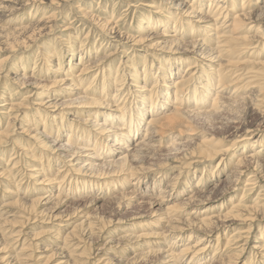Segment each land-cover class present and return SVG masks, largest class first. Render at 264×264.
<instances>
[{
  "label": "rangeland",
  "instance_id": "rangeland-1",
  "mask_svg": "<svg viewBox=\"0 0 264 264\" xmlns=\"http://www.w3.org/2000/svg\"><path fill=\"white\" fill-rule=\"evenodd\" d=\"M49 1L50 0H43L42 8H40L36 13H34V10L31 7H28L24 10L18 11L17 13H15V15H13L14 24H28L30 21L34 22L33 20L35 18V20L37 21L39 18L51 14L52 20L50 23H48V26L51 24V28L49 32L46 31L47 33H43L44 35L42 34V36L38 37L37 40L33 42L32 46H30V48L23 49V45H15L16 51L14 52H6L4 50H0V59L5 58L6 56H11V58L6 62V65H9V68H11V72H14L15 74H21V76L26 79V83L24 84V86L19 87L20 83L23 80L19 82L14 81L16 80V77H14L15 75H11L9 77L11 83L9 84L6 80L4 87L0 89V101L1 99H3L4 95L9 97L7 94H5V89H8L7 92H9L10 99L15 102H21L26 94L35 91V86H37L38 84L43 85V90L51 88L52 82L61 75V77H64L68 80L67 82H69L70 80L74 88L72 87L71 89H64L65 94L56 99V108H44L45 106L39 107L31 104L26 105V108L22 109L21 111L19 121L16 120V123L14 124L15 126H13V128L15 129L10 128L11 132L9 133V135L1 137L4 141L2 139L0 141V173H4L6 169V171H8L14 165L13 161L16 162V166L9 175L0 176V214L3 215L4 211L1 209L2 204H5L7 202L12 203V201H15L14 199L16 198H21L20 205L18 203L12 208V204L10 208V214H15V220L18 221V219H21L17 218L19 217V215H21V212H26L24 215V220H21L24 224H19L21 227H23L22 229H24L23 233H21L22 235L20 239L17 242L15 240L12 241L13 239H11L9 243L7 242L9 246L7 245L4 254H9L10 249L13 250L14 252L10 253V257L11 259H13L15 253L19 251L18 248L20 249V247L22 248L28 246L27 250L25 251L27 252V254H25L24 252L25 257L28 259L26 261V264H53L52 262L48 261L51 257L55 261H65V264H78V261H75L78 260L77 258H75V256L81 254L82 251L84 253L81 254L82 258H79V264H100L99 260H97V257L101 255H103V257L110 256L112 258H120L122 259L121 264H149V259H152V255L139 258L135 256L133 257V255L146 251H156V249L158 250L160 248L164 250L167 248L169 250H174L177 246L180 248L183 243L187 242L189 235V231L181 234L180 237L177 236V233L179 232H171V234L169 233L170 235H164L162 239L158 240L159 237L168 230V226L173 224L169 220L170 217L168 214V210H157V207L153 208L152 200L148 199L151 196L156 197L160 189H172L171 195L169 197L170 204L179 202L183 197L186 196L184 195L183 191L181 192L183 188L187 189L186 193L196 191V189L197 191L198 189L203 190L202 195L199 198L197 195L195 197L196 199H194L195 202L201 203H199L197 206H191L195 208L192 209L193 211L190 214H188L191 219H199L203 216L225 214V212H228L231 209V206H233L234 204L243 203V205H248L254 203L257 193L261 192V190L264 188V182L256 189L255 192H252L248 195L249 198L246 196L247 199L245 198L243 199L244 201L242 200L241 202L240 198L243 189L242 185L244 184L246 176L248 174L241 176V178L237 182V188L235 187L236 189L232 190L229 194L223 197L218 196L223 190L231 187L230 185H232V183L228 184V182H224L219 184L218 186H215L214 183L221 182L225 178L226 172H229L231 168L234 167L235 158L237 157L239 152L244 151L248 153L249 151H251L250 149H256L257 156L262 158L264 157V146H258L256 148V144H254L255 142H253L254 148H251V145L245 144L243 142L236 143L233 146L232 152L234 158L230 157L229 163L227 162L225 168L223 167V169L221 170H219L218 167L215 168L217 158L213 160L200 159L197 163L189 165L183 164L187 162V155L191 151L195 150L199 153L200 149H203L205 147H210L209 149L213 150L217 149L218 146L220 147L221 145H229L234 137V134L238 130H241V128L244 129L251 127L250 129L264 131V119H261L260 114H258L257 112V108H254L251 103L248 102H246L245 104H241L240 106L237 105L234 110L229 111V113L228 111H226L227 113L224 112L219 114L220 116H215L217 119L214 117H200L198 119H194L191 123L189 122L190 126L183 127V136H181V138L179 139L177 138V141L173 135L172 139L171 137L169 139V133L167 132L161 134V136H158L159 138H157L158 142H156V144H158L159 146L156 148V150H153L154 152L152 151L150 153H147V156L144 160L145 162L136 164L142 165L143 167L152 168L151 170L143 172L144 174H140L141 179L140 181H138L139 184L137 186L138 188L136 187V190L146 189L149 185L150 187H152L153 182H159V186L152 189L153 192L156 193V195L147 196V194L145 193L143 194V197L138 196V198H135L134 200L127 199L123 201V199H120L119 197L105 200V198L111 196V193H113L108 192L107 195L104 196L105 198L103 197L104 200H92L91 198L101 196L98 195L100 192H102L101 190H106L112 188L113 186L122 188L121 183L123 182L125 175H120V173L115 174L116 172H118L117 167H94L91 170H87L86 173H89V171H93L104 174V176H102L103 178L97 180L99 181L98 184L94 183L88 185L91 192H89L88 190H84L82 183L80 182L82 180L81 178L89 179L84 175H79V178L77 177L78 180L76 181L66 179L65 182L61 184L62 186L60 185V187L58 188V181L63 179V175L61 176L57 172L59 167L58 162L61 159L57 156V152L54 151L58 144L56 142L54 145L52 144V141H54V139L55 141L59 140L57 138L58 134L64 133V138L59 141L69 144L67 146H70V154H72L71 152H75L74 148L80 146L81 143H86V147L92 148V145H94L93 142H96L92 138H96L98 139V141L102 142V140L100 139V135L97 134L99 129L95 130L91 129L90 127H86L84 130L77 131L76 127L85 126L84 124H82L84 123L83 120L85 119H90L92 121L96 120V122L98 123L107 125L108 122L103 121L102 117L105 116V114H111V111L105 109L103 107V104L106 105L109 102V98L111 97H115V100L117 101L115 103L120 104V109L126 115L131 116L132 114H134L132 115V118L137 119V116H140L138 114H140L141 111L145 109L147 110L145 112L146 115L144 116V118L150 115L151 100L154 101V103L156 102L153 111L155 109L159 111L158 106L161 104L162 100L164 101V96L166 93V91H164V86L169 82L171 83V81L176 79L177 77L175 69V65L177 64V62L175 61L176 63L172 64V61H174L173 58L178 56L174 52V49H181L186 45H183L181 42L172 44H170L169 42L165 43L164 41L168 40L166 39V36L161 38H152L151 36H147L149 33L155 32L160 35L163 33L164 35H168V33H170V30H173V25H176V35L183 41L194 39L200 40L204 39L205 37L204 40H206V42H202H205L204 45L209 47L213 46V42L211 40L209 42L205 35V31H202L203 29L201 30V27L198 28L197 23H192L193 19L188 22L187 16L176 15L175 10L170 6L171 1L173 0H142L141 2H144L145 5L150 6L140 5L137 7H132L128 4L129 2L135 3L134 1L136 0H78L81 1L79 3L76 2L77 0H67L68 2H64L65 5L63 8H58L57 6L50 5ZM248 2H252V0H248ZM207 3L204 4L202 8H200V10L198 9L199 12H204L208 9L209 6L207 7ZM246 5V8L252 6L250 4ZM205 7L206 9H204ZM213 7L215 8L216 6ZM78 9H85L89 13L92 12L91 14L94 16L96 14H99L98 16H95L99 20H111L115 23L116 26L120 27L117 28L122 34H127L134 37H142L143 44H136L131 48V44H129L130 42L121 41V44L117 45L116 41L110 40L111 38L109 34V36L105 35V33L102 32L101 29L97 27V25H93V23L88 19L82 18L79 14ZM73 19L75 21L71 25L72 29L63 30L67 25V22H70ZM149 20H151L152 23L155 21H160V24L158 23L160 27L157 28L156 24L148 25L147 22ZM185 21H187L186 24ZM13 23L10 25L11 28L15 26ZM169 27L172 29H170ZM196 27L197 29L194 30V28ZM163 28H165L164 32L162 31ZM194 35L197 36L195 37ZM9 36H11V38L13 39V35ZM0 37V42H5L6 39L9 41L12 40L9 37ZM146 46L151 48H146ZM1 47L2 44H0V49ZM69 49H72L71 53L74 56H71V53L68 54V52H70ZM46 50H52V52H49V54H52L53 56V58L48 59V64H44L42 61V58H45V55H43V53H47ZM144 51H148V53H144ZM37 52H39V54ZM110 52H114V54L103 62V68H101L100 71L97 70V66L91 67L89 68L88 72L85 73V75L81 74L78 77L76 76L80 72V65L75 66L76 62H79V64L83 63V65L89 64L94 62L96 59L107 55ZM257 52H253L252 55H247L246 52L240 54V52L234 50L232 55L230 56H226L224 54L221 55L222 65H219V67H221L223 72H227L226 82L228 81L224 86L225 90L227 91L221 92V94L226 95V93L234 92L236 94V97L235 95H231L230 97L236 99L238 96L246 95L247 93H250L252 91L251 85H245V77H247V70L249 69V67L254 66L256 63H258V61L264 58V48L261 50V52H259L258 49ZM181 60L184 63L188 61H184V59ZM180 61H178V63H181ZM57 66L62 73L57 74V72L54 71V68H58ZM185 67V64H183L180 67L179 72H182ZM219 67L215 66V64L213 66L212 63L211 68L218 69ZM228 68L231 72L228 71ZM32 70V76L34 77L31 76ZM67 70L69 71V73L66 72ZM133 71H135V73ZM107 72L110 74H108ZM104 73H107L106 76ZM100 74H104L103 78L100 77ZM131 74L137 78V83L134 80L132 81L130 79L131 77H133ZM144 74L146 77H144ZM71 75H75L77 77H75V79L82 78V81L84 79L85 80L83 82H79V85H76V83L73 84V82L71 81V79H73ZM96 75L98 76L95 78ZM107 75H109V77ZM198 75L199 74H194L192 76V79L189 78L186 79L187 81L185 80L182 89L180 88V91L178 92V97H187L190 92H192L196 88L199 89L202 86L201 80L197 79ZM30 76L32 78H35L33 82ZM105 77H107L108 81H106V83L103 81ZM153 77H155L156 80ZM11 78H13V80ZM28 78L30 79L28 80ZM145 79L146 82H144ZM4 80L5 79L2 78L0 80V83H3ZM121 80L124 82H122ZM102 83H104V85H102ZM134 85H145V90L143 92H139L137 91V88L134 87ZM101 86H104L106 88L102 89L104 87ZM244 86H246V88ZM87 87V95L89 96L88 99L74 100L75 97L81 95L80 90ZM243 87L245 88V90H243ZM117 89L120 90L117 92ZM136 92L139 93L137 94ZM142 93L144 96L142 95ZM170 94L172 96L174 95L173 92ZM149 96H151L152 98ZM142 97L145 98L142 99ZM263 97V95H260L258 97V100L256 101V104L260 109H263L264 107ZM36 98H39L40 100H53V97L47 98L46 96H38ZM36 98H29V100L32 99L31 101L34 102ZM119 98L122 99L119 100ZM258 101L261 102L259 103ZM133 104L138 106H134ZM34 108H37L38 111L35 112ZM4 116L5 114L2 115L0 113V132L5 130L6 119ZM54 116L56 117V120L52 119ZM60 119L62 122H60ZM135 121L137 122V120ZM22 122L23 124H21ZM60 123L62 128L58 131L55 127L59 126ZM111 124L113 126L117 125L115 123ZM23 125H29L30 129L34 128V131L38 130L40 132V141L42 143H44L45 141L48 142L46 149H41L38 146H35L33 141L34 139H30L28 138L29 136L27 134L20 132V128L24 127ZM187 127H191L193 130L189 131L185 129ZM135 128L136 125L132 127L133 132L131 133V136L136 138V133L134 132ZM72 131L74 132L72 133L73 138L69 141H66L65 139L67 133ZM171 133L175 134L173 131ZM73 134L75 137L73 136ZM204 137L214 139L209 141V143L207 142L206 144V142L203 141ZM219 139L222 142L219 141ZM172 141H185V143H183L182 145H178L172 149L170 147H167ZM106 142L107 146L102 144L100 145L104 150H102L101 147L99 148L98 146L99 150L96 151V153L100 155H106L105 153H107L108 151V146L111 143H114V141L113 138H111L106 140ZM117 142L121 143L120 141H116V143ZM214 143L216 144L214 145ZM22 149L24 151H29V154L25 155V152ZM100 151H103V153H101ZM86 152L87 151H81L82 154H80L79 152L78 156H76V164H78V166L84 163V159H86L85 157H87L85 155ZM109 156H111L110 153ZM29 164H33V166L35 165L37 166V168H40V173H35V175H33V177L37 176V178H33L26 173V169H28ZM38 165H40L41 167ZM43 169L45 170V172L43 171ZM249 172L250 171L247 170V173ZM108 174H112V176L106 177ZM42 179H46V181L50 182H48L47 184L38 183V181ZM69 181L72 185L70 189L68 184ZM168 183H171L170 188H166ZM197 183L200 185H198ZM46 186H52L54 192H50V189ZM75 186H78V190H76L77 188H75ZM46 188L47 190H45ZM67 189L69 193L66 192ZM122 189V191L126 190L124 188ZM130 189L131 187H128L127 190ZM59 193H61L60 195L63 197L69 195L68 199H56L57 197L55 198V195ZM45 194H51L52 198L47 201H43L44 203L38 206L35 211L33 210L34 208H30L29 204L31 199L43 196ZM23 202L26 204L24 205ZM28 210H30V212ZM176 216L185 218V216H183L182 214H178ZM55 218L57 219L54 220ZM258 218L260 219L250 223L249 227L251 229L249 231L250 233L248 234V238H250L248 239V242L245 244L244 248L241 247L242 250L237 253V257L235 258L233 264H264V258L262 257L261 252H259L260 250L255 248L256 246L260 245L261 247H264V218L262 219L261 215H259ZM216 220L214 221V223L220 226L218 230L209 235L212 239L213 244L212 242L208 243V251L206 250L202 253V255H206L207 258L211 257L212 255L215 262L220 260L222 257L225 258L228 254H231L233 252V250L230 251V248H225V239H227L230 234L239 232V230H241L239 227L245 229L248 225L242 224L238 219L233 220L232 218L228 217ZM90 221H94L97 224L104 225V229L106 228L105 234L97 233V231H92L91 229L87 228V223ZM25 223H27V225ZM71 231L82 234L81 237L83 242L79 245L84 246L81 247L82 249L80 248L76 251L75 247L68 246V248L67 245H64V238L67 233ZM124 233L131 234L132 236L143 235L144 237L142 238V240L136 241L137 243L143 245L140 246L136 245V243H131L134 240H132L131 242L128 241L121 243L122 241H120L119 243H116L119 237ZM2 234L3 233H0V249L3 248V246L1 245L3 244ZM217 236H220L221 239V242H219V244H217L216 241H213ZM164 237L166 239H164ZM109 238L113 239L114 241L111 244L109 243L110 245L105 244L107 239ZM182 239H184V241H182ZM154 240L157 242V244ZM167 240L168 242H166ZM191 242L194 243V238L192 237L190 239V243ZM66 244L68 243L66 242ZM210 244L213 247L210 246ZM237 244L234 246L232 245L231 249L238 248L242 243L240 242ZM62 246L65 247L63 248ZM218 246L219 248H217ZM106 252H108V255L105 254ZM1 253L2 252H0V255H3ZM217 253H220V256ZM185 260L187 261V258ZM73 261L76 263H74ZM17 262V260H10L9 262H5L4 260L2 262L0 261V264H19ZM114 262L117 261L114 260Z\"/></svg>",
  "mask_w": 264,
  "mask_h": 264
},
{
  "label": "bare ground",
  "instance_id": "bare-ground-1",
  "mask_svg": "<svg viewBox=\"0 0 264 264\" xmlns=\"http://www.w3.org/2000/svg\"><path fill=\"white\" fill-rule=\"evenodd\" d=\"M66 1L67 0H50L49 4L57 6L58 8H63L65 5L64 2H66ZM132 1H134V0H132ZM141 1L142 0H136V1H134L135 3L129 2L128 4H129V6H132V7L145 5L144 2H141ZM42 2H43V0H0V36H5L6 38H8V37L11 38V36H9V35H13V39L11 38L12 39L11 41H9L5 38L6 39L5 42L4 41L0 42V44H2V47L0 50H4L6 52H14V51H16L15 50L16 46H19V45H23V49L30 48V46H32L33 42L36 41L38 37L42 36L43 33H47L50 31V28H51L50 25L51 24L48 26V23H50L52 20L51 14L48 16H45V17H41L37 21L35 20L36 19L35 18L33 20L34 22L30 21L28 24L27 23L26 24H14L13 23V21H14L13 15H15V13H17L18 11L24 10L25 8H28V7H31L34 10V13H36V12H38V10L40 8H42V4H43ZM76 2L79 3L81 1L77 0ZM194 2L196 3V5ZM206 3H207V7L209 6L208 9L205 10L204 12H202V11L199 12L200 8H202V6ZM246 4H250L252 6H249V8H246L247 7ZM212 5L216 6V7L214 8ZM145 6H150V5H145ZM170 6H171V8H173L175 10L177 16H187L188 22H190L193 19L192 23H197L198 24L197 27L198 28L201 27V30L203 29L202 31H205V33H206L205 35H206L207 39L209 40V42H210V40L213 42V46L209 47V46L204 45V43L206 42V40H204L205 37H204V39H200V40H195V39L189 40V41L181 40V38L177 37V35H176V30H177L176 25H173V30H170V33H168V35H164V33L160 35V34L155 33V32L149 33L147 36H151L152 38H154V37L161 38V37L166 36L167 37L166 39H168V40L164 41L165 43L169 42L170 44H172V43H176V42H181L183 45H186L184 48L174 49V52L178 56L173 58L174 61H172V64L173 63L175 64L177 62V64L175 65L177 77H176V79L172 80L171 83L169 82L168 84H166L164 86V91H166V93L164 96V101L162 100L161 104L158 106L159 111L157 109H155L153 111V108L155 107L156 102L154 103V101L151 100V102H150V107H151L150 115H148L146 118H144V116L146 115L145 112L147 110V109H145L142 111L140 110L141 113L139 112L140 114H138V115H140V116H137L138 117L137 119L132 118V115H134V114H132L131 116L126 115L120 109L121 108L120 104L115 103V102H117L115 100V97H111V98H109V102L106 105L103 104V107L105 109H107L108 111H111V114H105V116L102 117L103 121L108 122L107 125L106 124L103 125L102 123H98V122H96V120L92 121L90 119L89 120L85 119V120H83L84 123H82L85 126L76 127L77 131L78 130H84L86 127H90L91 129H95V130L99 129L98 133L97 132L96 133L100 135V139L102 140V142L98 141V139H96V138H92L96 141L95 143L93 142L94 145H92V148L86 147L85 146L86 143H83V144L81 143L80 146H77L76 148H74L75 152H71L72 154H70L69 153L70 146H67L69 144H66L65 142L59 141V140L64 138V136H63L64 133L58 134L57 138L59 140L55 141V139H54V141H52L53 145L55 144V142L58 144V146H56V149L55 150L52 149V150L56 151L57 156L61 159L58 162L59 167H58L57 172L61 176L63 175L62 176L63 179L58 181V185H59L58 188L60 187V185L63 182H65L66 179L76 181V180H78L77 177L79 175H84L89 179L81 178L82 180L80 182L82 183L84 190H88L89 192H91L90 187L88 185L94 184V183L98 184L99 181H97V180H99L100 178H103L102 176H104V174L98 173V172H93V171H91V172L89 171V173H86L87 170H91L94 167H117L118 172H116L115 174L120 173V175L121 174L125 175V178L121 184H122V188H124L126 190L122 191L123 190L122 188H117V187L113 186L112 188H109L106 190L105 189L101 190L102 192H100L98 194L101 196H96L94 198H91L92 200H96V201L104 200L103 197L106 196L108 192L109 193L113 192V193H111V196H109L107 198L104 197L105 200H110V199L117 198V197H119L120 199H123V201L127 200V199L128 200L129 199L134 200L135 198H138V196L143 197V194H145V193L147 194V196L156 195V193H154L152 189L158 187L159 182H155V183L153 182L152 187H150V185H149L146 189L136 190V187L139 184L138 181H140V179H141L140 174H144L143 172L152 169L151 167H143L142 165H136V164L140 163V162H145L144 160H145V157L147 156V153H150L153 150L154 151L156 150V148L159 146L158 144H156V142H158L157 141V138H159L158 136H161V134L167 132V133H169L168 134L169 139H170V137L172 139V135H173L177 141V138L179 139V138H181V136H183V131H182L183 127L190 126L189 122L191 123L194 119H198L200 117H209V118L214 117V118H216L215 116H217L221 113H224V112L227 113L226 111H228V113H229V111H233L237 105L240 106L241 104H245L246 102L251 103V105L254 108H257V112H258V114H260L261 119L262 118L264 119V107H263V109H260L258 107V105L256 104L258 97L260 95L264 96V58L261 59L260 61H258V63H256L254 66L249 67V69L247 68L248 70H247V77H245L246 78L245 85H251L252 91L250 93H247L246 95L238 96L236 99H233V97H230L231 95H235V97H236V94L234 92L226 93V95H228V96L221 94V92L227 91V90H225L224 86L228 81L226 82L227 72L226 73L223 72L221 67H219V65H222L221 55H223V54L226 56H228V55L230 56V55H232L233 51L235 50V51L240 52V54L246 52L247 55H252V53L257 52L258 49H259V52H261V50L264 48V0H252V2H248V0H241V1H239V0H173V1H171ZM77 8H79V7H77ZM204 9H206V7ZM78 10H79V14L81 15L82 18L88 19L90 22L93 23V25H97V27L99 29H101V31L104 32L105 35H107V36L110 35V38H111L110 40L116 41L117 45L121 44L120 43L121 41L130 42L129 44H131V46H130L131 48L133 46H135L136 44H143L142 43L143 42L142 37H139V36L134 37V36H130L127 34L126 35L122 34L118 29L120 27L116 26L115 23L112 22L111 20H109V21H105L102 19L99 20L98 18L95 17V16H98L99 14L98 15L96 14L94 16L91 14L92 12L89 13L85 9H78ZM88 11H90V10H88ZM74 21H75L74 19L71 20L70 22L68 21L67 25L64 27L63 30L72 29L71 25ZM187 21H185V24ZM159 22L155 21L152 23L151 20H149L147 23H148V25L149 24H153V25L156 24L157 28H159L160 27L158 25ZM12 23L15 26H13L11 28L10 25ZM192 23H190V24H192ZM197 27L194 28V30L197 29ZM153 28H156V27H153ZM174 28H175V30H174ZM164 29L165 28H163V30H162L163 32L165 31ZM170 29H172V28H170ZM127 32H129V31H127ZM203 34H204V32H203ZM202 41H205V42H202ZM146 48H151V47L146 46ZM46 51H47V53H43V55H45V58L44 59L42 58V61L44 64H48V61H49L48 59L53 58L52 54H49V52H52V50H46ZM69 51L70 52H68V54L72 52V49H69ZM37 53L39 54V52H37ZM144 53H148V51H144ZM113 54H114V52H110L107 55H104L103 57L98 58L94 62L89 63V64L83 65V63L79 64V62H76L75 66L80 65V69H79L80 72L76 76L78 77L81 74L85 75V73L88 72L89 68H91V67L97 66V68H98L97 70L100 71L101 68H103V66H102L104 64L103 62L106 59H108L110 56H112ZM71 56H74V55L71 53ZM249 57H251V56H249ZM10 58H11V56H6L5 58L0 59V80L2 78L5 79L3 83H0V89H2L4 87L6 80L9 84L11 83V80H9V77L11 75H13V76L15 75L14 77H16L15 78L16 80H14V81L19 82V81L23 80L20 83L19 87H23L24 84L26 83V79L23 76H21V74H18V73L15 74L14 72L12 73L11 68H9V65L8 66L6 65V62ZM179 58L184 59V61L185 60H188V61H186L184 63ZM178 61H180L181 63H178ZM216 62H218V63H216ZM212 63H213V66L215 64V66H218L220 69L219 68L218 69L211 68ZM183 64H185L186 67L183 69L182 72H179V69ZM233 65H235V64H233ZM34 68H33V70H34ZM161 68H162V66H161ZM224 68H226V67H224ZM107 69H109V68H107ZM33 70L31 71V76L33 75ZM54 71L57 72V74L62 73L59 70V67L54 68ZM228 71H229V68H228ZM66 72L69 73L68 70ZM133 72L135 73V71H133ZM146 72H144V73H146ZM229 72H231V71H229ZM183 73H184V75H183ZM104 74H100V77L103 78ZM106 74H105V76H106ZM108 74H110V73H108ZM194 74H199L197 79L201 80L202 86L199 89H197V88L195 89V87H194L195 90L190 92L189 95H187V97H184V98L178 97V92L180 91V88L182 89V86L184 85L185 80L189 79V78L192 79V76ZM61 76H58V78H56L52 82L51 88H47V89L43 90L42 89L43 85L38 84L37 86L34 87L35 91H33L31 93L29 92L28 94H26L23 97V99L21 100V102L12 101L10 99L9 92H7L8 89H5L6 90L5 94H7L9 97L4 95L3 99H1V101H0V109H1L0 113L2 115L5 114L4 117L6 119L5 130L0 132V141L2 139L1 138L2 136H5V135L8 136L9 135V133L11 132L10 128H13V126H15L14 124L16 123V120L19 121V116L21 114V111H22V109L26 108V105L31 104V105H35V106H39V107L45 106L44 108H47V107L56 108V105H57L56 99L59 98L60 96H62L63 94H65L64 89H71L72 87L74 88V86L72 85L70 80H69V82H67L68 80L65 79L64 77H61ZM71 76L73 79H71V78L70 79L73 82V84L76 83V85H79L80 84L79 82L82 81V78L75 79V77H76L75 75H71ZM97 76L98 75H96L95 78ZM107 76L109 77V75H107ZM132 76L133 77H131L130 79L132 81L134 80L136 82L137 78L134 75H132ZM32 77H34V76H32ZM32 77H31V80L33 82L35 78H32ZM119 77H120V75H119ZM144 77H146L145 74H144ZM153 78L156 80L155 77H153ZM11 79L13 80V78H11ZM29 79L30 78H28V80ZM99 79H98V81H99ZM103 81L106 83L107 77H105ZM122 82H124V81H122ZM144 82H146V79L144 80ZM241 82H242V80H241ZM113 84H114V82H113ZM236 84H237V82H236ZM102 85H104V83H102ZM64 86H66V87H64ZM152 86H153V84H152ZM235 86H234V88H235ZM101 87H104V86H101ZM134 87H136L137 91H139V92H143L145 90L144 89L145 85H141V86L134 85ZM192 87H193V85H192ZM244 87L246 88V86H244ZM105 88L106 87H104L102 89H105ZM245 88L243 90H245ZM151 89H153V88H151ZM119 90L120 89H117L116 91L118 92ZM132 90H133V88H132ZM234 90H236V89H234ZM87 91H88V87L81 89L80 90L81 95L75 97L74 100H76V99L77 100L88 99L89 96L87 95ZM97 92H98V90H97ZM172 92L174 94L173 96L170 94ZM142 95H143V93H142ZM38 96H41V97L46 96L47 98L53 97V100H51V99L50 100L49 99H47V100L41 99L40 100L39 98L38 99L36 98ZM108 96H109V94H108ZM146 96H148V95H146ZM149 97H151V96H149ZM29 98H36L37 100L35 99L34 102H32L31 101L32 99L29 100ZM105 98H103V99H105ZM143 98H145V97H142V99ZM120 99H122V98H119V100ZM124 100H126V99H124ZM145 104H147V103H145ZM134 106H138V105H134ZM34 110H35V112L38 111L37 108H34ZM52 119L56 120V117L54 116ZM135 120H137V122ZM27 122H29V121H27ZM60 122H62L61 119H60ZM111 123H115L117 125L113 126ZM21 124H23V122ZM135 125H136V128L134 129V132L136 133L135 134L136 138L131 136V133L133 132L132 127ZM23 126H24L23 128L22 127L20 128L21 129L20 132L27 134L29 136L28 138L34 139L33 141H34L35 146H38L41 149H46L48 142L45 141L44 143H42L40 141V136H41L40 132L38 130H36L38 132L34 131L35 130L34 128H32L33 130L30 129L29 125H23ZM55 128L59 131L62 128L61 123L59 124V126H56ZM250 128H244V129L241 128V130H238L234 134V137L231 140V143L229 145H221L220 147L218 146L219 149L217 148V149L210 150L209 149L210 147L209 148L205 147L203 149H200L199 153H198V151H195V150L189 152L187 155L188 160H186L187 162H185L183 164L189 165V164L197 163L198 160H200V159L213 160V159L217 158V163L215 165V168L218 167L219 170L223 169V167L225 168V165L227 164V162L229 163V161H230V157L231 158L233 157V153H232L233 152V146L236 143L243 142L245 144L251 145V148H254L253 147L254 144H256L255 145L256 148L258 146H260V147L264 146V131H259V130L250 129ZM13 129H15V128H13ZM185 129H187L189 131L193 130L191 127L190 128L187 127ZM95 130H93V131H95ZM141 131H142V133H141ZM172 131L175 134H172L171 133ZM72 133H74V132L72 131V132L67 133V136L65 139L66 141H69L70 139L73 138ZM99 135H98V137H99ZM73 136H74V134H73ZM207 137H204V140H203L204 142H206V144H207V142L209 143V141L214 139V138H207ZM111 138H113L114 143H111L108 146V148H107L108 151H107V153H105L106 155H100V154L96 153V151H98L100 147L102 150H104L102 148V146H100V145L102 144V145L107 146L106 140L111 139ZM116 141H120L121 143H118V142L116 143ZM173 141H175V140H173ZM173 141L170 142L167 147H170L173 149L174 147H176L178 145H182L183 143H185V141H183V142H180V141L173 142ZM219 141H221V140L219 139ZM131 142H133V143H131ZM253 142H255V143L253 144ZM215 144L216 143H214V145ZM122 145H125V146H122ZM130 145H131V147H130ZM98 146H99V148H98ZM250 150L251 151H249L248 153L244 152V151L239 152L237 157L235 158L234 167L231 168V170L229 172H226L225 178L221 182L214 183L215 186H218L219 184L224 183V182L225 183L228 182V184L232 183V185H230L231 187L223 190L218 197H223V196L229 194L232 190L236 189L237 188L236 187L237 182L239 181L241 176H244L247 174L248 175L246 176L245 182L242 185L243 189H242V195L240 198V202L243 199H245L246 196L248 197V195L250 193L255 192L256 189L264 182V173H263L264 172V157L260 158L259 156H257L256 149H250ZM78 151L80 152V154H82L81 151H87L85 153V155L87 157H85L86 159H84V163L80 164L79 166H78V164H76V160H77L76 156H78V154H79ZM24 152H25V155L29 154V151H27V150H25ZM100 152L103 153V151H100ZM109 153L111 154V156H109ZM13 162H14L13 163L14 165L12 167L10 166L11 167L10 169L8 167V169H9L8 171H6L7 170L6 169L5 170L6 172L4 171V173H0V176L9 175L11 173V171H13L15 169L16 162L15 161H13ZM34 166H33V164H29L28 169H26V173L29 174V176H31V177H33V175H35V173H40V170H39L40 168H37V166H35L36 167L35 168ZM38 166H40V165H38ZM247 170H249L250 172L247 173ZM43 171L45 172L44 169H43ZM108 176H112V174H110V175L108 174L106 177H108ZM33 178H37V176H35ZM36 180H39V179H36ZM51 180H53V179H51ZM48 182H50V181H46V179H42V180L38 181V183H45V184H47ZM68 184H69V189H70V187H72L70 181ZM198 185H200V184H198ZM43 187H45V186H43ZM46 187H48L50 189V192H54L52 186H46ZM128 187H131V189L127 190ZM170 187H171V183H168L166 188H170ZM63 188H64V186H63ZM75 188H77L76 190H78V186L77 187L75 186ZM193 189H194V186H193ZM45 190H47V188ZM171 191H172L171 188L169 190H166L165 188L160 189L159 192L157 191L158 193H157L156 197L151 196L148 198L149 200H152L153 208L157 207L156 208L157 210H168V214L170 217L169 220L171 223H173L172 225L168 226V230L166 232H164L163 235H161L158 240L162 239L164 235H167L169 233L171 234V232H174V233L179 232V233H177L178 234L177 236L180 237L181 234H184L187 231H189L188 232L189 233L188 239H187V242L183 243L180 246V248L177 246V247H175L176 249H174V250L173 249L169 250L168 248L164 250V249L160 248L158 250L156 249V251H146V252H141V253L133 255V257L135 256L137 258L152 255V259H149V264H209V263L210 264H233L235 258L237 257L236 256L237 253L240 250H242V248H244L245 244L248 242V239L250 238V237L248 238V234L250 233L249 231L251 229L249 227L250 223L255 221V220L260 219V218H258L259 215H261L262 219L264 218V202H263L264 201V198H263L264 197V188L261 190V192L257 191L258 193H257L256 199H255L253 204H248V205H245V204L243 205V203L242 204H240V203L234 204L233 206H231V209L228 212H225V214L214 215V216H203L202 218H199V219H191L188 216V214H190L193 211L192 209H195L194 207H191L192 205L197 206L199 203H201V202H195L194 199H196L195 197L197 195L199 198L202 195L203 190L198 189V191H197V189H196V191L186 193L187 189L183 188L181 190V192L183 191L184 195H186V196L183 197L181 199V201L174 202L173 204H170V199H169V197L171 195ZM66 192L69 193L68 189L66 190ZM68 193H66V194H68ZM60 194L61 193L55 195V198L57 197L56 199L59 198V199H63V200L68 199L69 195L68 196L66 195L65 197H63ZM261 196H262V198H261ZM50 198H52L51 194H47V195L45 194L43 196L35 197V198L31 199L29 206H30V208H34L33 210L35 211L38 206H40L41 204L44 203L43 201H45V200L47 201ZM14 200L15 201H12V203L7 202L5 204H2V206H1V209L4 211H3V215L0 214V233H3L2 234L3 235L2 236L3 244H1L3 246V248L0 249V252H2L1 254H3V255H0V261L2 262L5 260V262L6 261L9 262L10 260H17L18 261L17 263H19V264H26V261L28 259L25 257V254H27V252H25V251L27 250L28 246L22 247V248L20 247V249L18 248L19 251L17 253H15V256L13 257V259H11V257H10V253L14 252L13 250L10 249L9 254H4L5 250L7 248V245H8L7 242L9 243V241L11 239H13L12 241L15 240L17 242L20 239V237L22 235L21 233H23V230H24V229H22L23 227H21L19 224L23 223V221H21V220H24V218H25L24 215L26 212L25 211L21 212V215H19V217H17V218H21L20 220L18 219V221L15 220V218H16L15 214H10L11 213V211H10L11 205L13 204L12 208H13V206H16L18 203L20 205L21 198H16ZM25 204L26 203H24V205ZM28 211L30 212V210H28ZM31 214H32V212H31ZM178 214H182L183 216H185V218L184 217L180 218L179 216H176ZM227 217L232 218L233 220L238 219V220H240V222L242 224H248V225H247V228H245V229H243L242 227H239L241 229V230H239V232L232 233L228 236L227 239H225V243H224L225 248H228V249L230 248V251L233 250V252L231 254H228L226 257L224 256L225 258L222 257L220 260H218V261L216 260L217 262H215L214 257L212 255H211V257L207 258V256L206 255L204 256V254L202 255V253L207 250V244L212 242V239L210 238L209 235L212 234L214 231L218 230V228L220 226V225H216L214 223V221L216 219L227 218ZM56 219L57 218H55L54 220H56ZM27 223H25V224L27 225ZM252 225H253V223H252ZM16 228H18V229H16ZM87 228L91 229L92 231L93 230L97 231V233H104L105 234V231H106L105 230L106 228L104 229V225L97 224L94 221L88 222ZM81 236H82V234L78 233V232L77 233L73 232V231L68 232L64 238V240H65L64 245L65 246L67 245V247L73 246V247H75L76 251L79 250L81 247H84V246H79L80 243L83 242ZM143 237H144L143 235L132 236L131 234L124 233L122 236L119 237V239L116 241V243H119L120 241H122L121 243L128 242V241L131 242L132 240H134L131 243H136V245L141 246L143 244L137 243L136 241L142 240ZM191 237L194 238V243H192V242L190 243ZM164 239H166V238L164 237ZM220 240H221L220 236H217L213 241H216V243L219 244V242H221ZM113 241H114L113 239L109 238V239H107L105 244H109V243L111 244ZM182 241H184V239H182ZM66 242L68 244H66ZM166 242H168V240ZM240 242L242 244H240L238 248L231 249L232 245L234 246ZM156 244H157V242H156ZM212 244H213V242H212ZM125 245H126V243H125ZM145 245H146V243H145ZM172 245H173V243H172ZM154 246H155V244H154ZM210 246H212V245L210 244ZM145 248H147V247H145ZM217 248H219V246ZM217 248H215V249H217ZM255 248L260 250L259 252H261L262 257L264 258V251H263L264 247H261V245H260V246H256ZM147 250H149V249H147ZM24 252H25V254H24ZM108 252H106L105 254L108 255ZM80 253H81V250H80ZM82 253H84V252L82 251ZM100 253H101V251H100ZM223 253H225V252H223ZM81 254H78L75 256V258L78 259V260H75V261H78V264L80 262L79 258H82ZM11 255H13V254H11ZM27 256H29V255H27ZM97 258H98L97 260H99L100 264H121V262H122V259L117 258V257L116 258H112L110 256L103 257V255H101ZM186 258H187V261L185 260ZM114 260H116L117 262H114ZM48 261L52 262L53 264H65V261L64 262L63 261H55V260H53L52 257ZM74 263H76V262H74ZM133 264H135V263H133Z\"/></svg>",
  "mask_w": 264,
  "mask_h": 264
}]
</instances>
